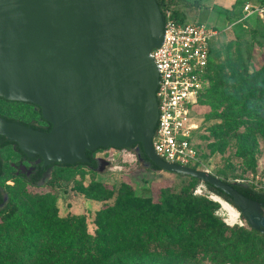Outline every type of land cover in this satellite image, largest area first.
Instances as JSON below:
<instances>
[{
  "label": "water",
  "instance_id": "1",
  "mask_svg": "<svg viewBox=\"0 0 264 264\" xmlns=\"http://www.w3.org/2000/svg\"><path fill=\"white\" fill-rule=\"evenodd\" d=\"M164 25L157 0H0V98L39 107L51 124L45 132L0 115V136L28 158L39 156L43 169L141 144L160 170L230 197L264 235V203L207 170L164 161L153 148L159 73L150 53Z\"/></svg>",
  "mask_w": 264,
  "mask_h": 264
},
{
  "label": "trees",
  "instance_id": "2",
  "mask_svg": "<svg viewBox=\"0 0 264 264\" xmlns=\"http://www.w3.org/2000/svg\"><path fill=\"white\" fill-rule=\"evenodd\" d=\"M244 2L237 1L225 9L226 25L223 29L241 12ZM157 3L165 22L166 11L170 12L173 20L184 22L181 7L201 5L200 0H157ZM238 7L239 12L236 11ZM252 19L258 21L264 18L252 17L234 26L248 27L247 23ZM215 43L209 56V84L199 98L200 104L210 108L207 115L220 121L212 124L210 131L215 134L216 142L210 148L213 152H220L225 147V138L233 136L241 142L240 153L246 156L258 137L264 139V65L260 68L252 66V56L239 52L218 64L215 61V57L219 56L214 54ZM0 100L11 102L2 98ZM0 115L45 132L51 129V125L45 128L32 121L25 122L2 113ZM193 136L194 132V142ZM12 147L18 149L15 143L0 136L1 164L2 152ZM136 147L145 167L160 170L145 156L141 144H136L130 150ZM101 150L103 148L98 151ZM19 153L26 157L21 151ZM95 153L86 152L90 160L87 164H54L43 169L41 162L34 165L35 170L30 175L21 177L30 186L56 189L64 181L59 170L87 167L95 171L99 166ZM49 168L52 170L51 175L43 180ZM3 174L4 169L0 175ZM184 177L201 182L191 176ZM222 179L245 196L264 203V189H257L246 182ZM204 185L209 194L219 196L244 219L230 197L209 184ZM98 187L93 188L98 195L103 198L109 196L108 189L100 188L101 185ZM117 195L119 198L115 203L106 204L96 212L95 230L90 233L84 215L58 216L57 194L42 200L32 198L25 206L16 194L5 198V191L0 188V264H183L194 262L197 259L195 253L211 256L212 261L264 264V235L252 229L247 222V228L226 225L216 213L219 202L195 194L194 188H182L170 198L159 196L157 202L151 198L136 197L132 188L128 187L119 188ZM229 220L236 221L233 213Z\"/></svg>",
  "mask_w": 264,
  "mask_h": 264
},
{
  "label": "rangeland",
  "instance_id": "3",
  "mask_svg": "<svg viewBox=\"0 0 264 264\" xmlns=\"http://www.w3.org/2000/svg\"><path fill=\"white\" fill-rule=\"evenodd\" d=\"M201 1L203 5L200 8L181 7L184 10L185 20L189 23L203 22L210 27L222 30L226 25L225 9L230 8L233 3L240 0ZM236 11H240L239 7ZM247 26H232L229 29H223L224 31L221 32L215 43L214 54H219L218 57H215L216 63L221 64L231 54L239 52L245 56H252V66L260 68L264 65V19L258 21L252 19L247 23ZM212 84L214 86L215 82ZM208 112H210V108L201 103L195 113L197 127L194 131L193 140L199 155V163L195 167L207 170L231 182H246L254 185L257 189H264V139L258 137L253 147L249 148V154L246 156L240 153L241 142L233 136L225 138V147L220 152H213L210 146L216 142V138L210 130L212 124L220 121L209 117ZM0 113L25 122L35 121L38 125H46L42 121L39 111L31 104L0 100ZM2 154L4 174L0 178V187L6 193L5 198L10 194H16L18 200L27 206L32 198L42 200L57 194L58 216L84 215L87 230L90 233H94L95 230L96 212L106 204L115 203L118 200L119 188H132L136 197L151 198L153 202H157L159 196L170 198V195L179 192L182 188H194L195 194L204 195L214 200L209 196V192L202 182L198 183L188 177L168 171L149 170L145 166H138L134 163L125 165L123 170H110L105 167L95 171L87 167L68 171L59 170L64 177L60 187H56V189L46 186L33 187L19 176L12 166L20 158V153L16 148L6 149ZM100 155L101 153H98V156ZM116 162L123 164L121 160ZM51 171L48 172L47 177H50ZM98 185H101L100 188L108 189L110 192L108 197L103 198L97 194V190L93 188H99ZM217 202L219 203H217L216 213L223 218L226 225L230 227L238 225L247 228L246 221L241 218V215L239 216L232 206L229 207L221 198L217 199ZM231 213L236 219L235 222L229 220ZM1 224L0 217V227ZM194 256L197 258L194 262L183 264H250L246 261L241 263L212 261L211 256H203L201 253H195Z\"/></svg>",
  "mask_w": 264,
  "mask_h": 264
},
{
  "label": "built area",
  "instance_id": "4",
  "mask_svg": "<svg viewBox=\"0 0 264 264\" xmlns=\"http://www.w3.org/2000/svg\"><path fill=\"white\" fill-rule=\"evenodd\" d=\"M252 17L264 18V2L246 0L241 12L226 28ZM221 32L203 22H177L166 11L163 41L150 53L159 73L156 91L159 117L152 145L164 161L198 169L195 165L199 163V155L192 141L197 127L195 113L199 98L209 84L210 50ZM137 151L103 149L98 158L110 170H123L125 165L133 163L145 166ZM120 160L123 164L116 162Z\"/></svg>",
  "mask_w": 264,
  "mask_h": 264
},
{
  "label": "flooded vegetation",
  "instance_id": "5",
  "mask_svg": "<svg viewBox=\"0 0 264 264\" xmlns=\"http://www.w3.org/2000/svg\"><path fill=\"white\" fill-rule=\"evenodd\" d=\"M26 104H30V103H26ZM31 105H33V104H31ZM33 106L39 111V113H40V115H41V110H40V108L37 107V106H35V105H33ZM41 118H42V116H41ZM42 120H43V119H42ZM43 121L46 123V125H44L43 127L48 128L49 125H51L49 122H47V121H45V120H43ZM32 122H35V121H32ZM35 123L37 124V122H35ZM37 125H38V124H37ZM133 147H134V146H133ZM15 148H16V147H15ZM137 148H138V147H136V149H137ZM107 149H110V148H107ZM16 150H17L18 152L20 151V150L17 149V148H16ZM137 150H138V149H137ZM94 152H96V153H95V154H96V159H98V162H99V166H98V168H97L96 170H100V169L104 166V163L101 162V160H99V158H98V153H99V151L97 150V151H94ZM35 164H40V163L38 162V159H36V157H35L34 159H31V158H28L27 156L24 158L22 155H20V158H19L18 162L13 163L12 166L16 169V173H17L19 176H23L24 174H26V175H30V174L35 170V167H34ZM2 169H4V166H3V164L0 163V174H1ZM50 171H51V168H49L48 171L45 173L43 180L47 177L48 172H50ZM1 177H2V176L0 175V178H1ZM0 188H1V187H0Z\"/></svg>",
  "mask_w": 264,
  "mask_h": 264
},
{
  "label": "bare ground",
  "instance_id": "6",
  "mask_svg": "<svg viewBox=\"0 0 264 264\" xmlns=\"http://www.w3.org/2000/svg\"><path fill=\"white\" fill-rule=\"evenodd\" d=\"M213 198H214L215 201H217V199H219L220 197L217 196V195H213ZM227 205H228L229 207H231L228 203H227ZM229 209H230V208H229ZM238 214H239V212H238ZM239 216H240V214H239Z\"/></svg>",
  "mask_w": 264,
  "mask_h": 264
},
{
  "label": "crops",
  "instance_id": "7",
  "mask_svg": "<svg viewBox=\"0 0 264 264\" xmlns=\"http://www.w3.org/2000/svg\"><path fill=\"white\" fill-rule=\"evenodd\" d=\"M188 1H194V0H188ZM200 3H201V5L199 6V7H196V8H200L202 5H203V3H202V1L200 0ZM191 8H195V7H191ZM184 11V10H183ZM186 21V20H185ZM187 22V21H186Z\"/></svg>",
  "mask_w": 264,
  "mask_h": 264
}]
</instances>
